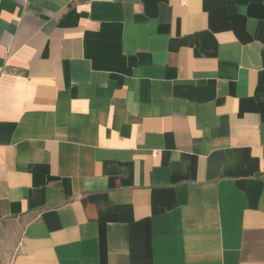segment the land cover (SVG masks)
Masks as SVG:
<instances>
[{"label": "crops", "instance_id": "0c3cea01", "mask_svg": "<svg viewBox=\"0 0 264 264\" xmlns=\"http://www.w3.org/2000/svg\"><path fill=\"white\" fill-rule=\"evenodd\" d=\"M0 264H264V0H0Z\"/></svg>", "mask_w": 264, "mask_h": 264}]
</instances>
